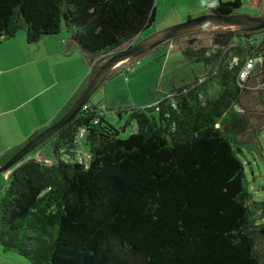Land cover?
<instances>
[{
  "label": "trees",
  "instance_id": "16d2710c",
  "mask_svg": "<svg viewBox=\"0 0 264 264\" xmlns=\"http://www.w3.org/2000/svg\"><path fill=\"white\" fill-rule=\"evenodd\" d=\"M241 6L242 0H216L208 11L230 14ZM154 16L155 0H0V41L22 30L26 43L35 44L64 30L95 60L88 82ZM180 46L203 73L127 111L121 129L134 127L126 137L88 100L46 138L54 162L28 153L8 169L0 197L3 251L30 264H264V200L248 189L238 142L240 133L256 135L258 128L237 110L247 90L238 72L247 59L263 56L261 45ZM25 142L1 154L0 164ZM82 143L88 160L79 163Z\"/></svg>",
  "mask_w": 264,
  "mask_h": 264
},
{
  "label": "rangeland",
  "instance_id": "374dc122",
  "mask_svg": "<svg viewBox=\"0 0 264 264\" xmlns=\"http://www.w3.org/2000/svg\"><path fill=\"white\" fill-rule=\"evenodd\" d=\"M216 0H155V16L151 26L140 31L131 43H136L143 37L167 26L186 21L208 12L210 4ZM259 10V0H242V6L236 13L255 15ZM19 35L25 33L22 30ZM66 35L64 30L61 32ZM212 32L198 31L194 34L170 40L169 45H160L137 57L138 63L133 62V70L117 68L103 81L101 86L89 98L90 104L102 108L105 119L120 130L119 136L126 137L133 129L134 124L128 125L125 130L121 127L127 119V111L131 108L145 107L154 104L164 94L174 88L194 80L195 75H201L204 67L201 63L187 60L181 52V43H191L193 46L212 45ZM130 41L122 44L123 49ZM261 45L263 59L255 65L246 80L247 90L241 98V111H246L253 120L252 130L242 132L238 136L240 156L243 159L244 171L248 180V189L254 199L264 200V101L260 88L264 75V36L258 42ZM124 67V66H123ZM122 69V70H121ZM91 71V67L89 68ZM121 70V71H120ZM120 110L121 114H117ZM78 139L82 142L81 137ZM82 154H88V148L82 143ZM40 158L46 163L55 161L51 149V140L44 142L29 152V156ZM7 181L6 171L0 172V197L4 195ZM258 241L263 242L258 236ZM0 264H30L23 256L3 251L0 247Z\"/></svg>",
  "mask_w": 264,
  "mask_h": 264
},
{
  "label": "crops",
  "instance_id": "0c3cea01",
  "mask_svg": "<svg viewBox=\"0 0 264 264\" xmlns=\"http://www.w3.org/2000/svg\"><path fill=\"white\" fill-rule=\"evenodd\" d=\"M94 61L63 33L35 44H27L18 33L1 40L0 155L51 124L66 101L87 82ZM5 171L8 176L9 170Z\"/></svg>",
  "mask_w": 264,
  "mask_h": 264
},
{
  "label": "water",
  "instance_id": "95a60500",
  "mask_svg": "<svg viewBox=\"0 0 264 264\" xmlns=\"http://www.w3.org/2000/svg\"><path fill=\"white\" fill-rule=\"evenodd\" d=\"M262 6L264 8V0H259V10L255 15L236 12L218 14L208 11L203 15L157 30L138 40L136 43L129 44L120 51L113 53L99 65L72 105L58 119L28 139L8 160L1 163L0 172L8 170L13 164H16L21 158L37 147L44 139L58 131L70 121L89 100L91 95L100 87L107 76L115 69L165 41L202 30H220L216 33L214 44L222 47L227 46L231 37L237 31L255 32L264 30V13L261 14ZM245 36L249 37L250 34H246ZM262 93L264 96V90Z\"/></svg>",
  "mask_w": 264,
  "mask_h": 264
},
{
  "label": "built area",
  "instance_id": "2783aa9c",
  "mask_svg": "<svg viewBox=\"0 0 264 264\" xmlns=\"http://www.w3.org/2000/svg\"><path fill=\"white\" fill-rule=\"evenodd\" d=\"M262 59H263V57L261 55V56H259L256 59H247L244 62V64L242 65V67L240 68V70L238 72V82H239L240 85H243L244 87H246L245 86L246 85L245 82H246L247 78L250 76L251 70L253 69L255 64L257 62L260 63L262 61ZM234 60L237 61V58H235ZM133 62L138 63L139 61L137 59L136 60L134 59V60H131L130 62L126 63L125 64V69L127 71H132L133 70V68H134L133 65H132ZM261 87L264 89V81H262V83L260 85V88ZM237 110H241V109L238 108ZM83 133H84V130L81 129L80 132H79V137H81L83 135ZM75 159L79 163L86 162L88 160V154H82V152H79L78 155L75 156Z\"/></svg>",
  "mask_w": 264,
  "mask_h": 264
},
{
  "label": "flooded vegetation",
  "instance_id": "af4514ba",
  "mask_svg": "<svg viewBox=\"0 0 264 264\" xmlns=\"http://www.w3.org/2000/svg\"><path fill=\"white\" fill-rule=\"evenodd\" d=\"M261 14H263V10L261 11ZM202 31L212 32V34H213L212 40H213V44H214V41L216 39L215 38L216 33L219 32L220 30L208 29V30H202ZM246 34H250V36L246 37L245 36ZM263 36H264V30H258L255 32H238L237 31L231 37L229 44L236 43V42H242L244 40H252L254 42H259L263 38ZM130 44H133V43H131V41H130Z\"/></svg>",
  "mask_w": 264,
  "mask_h": 264
},
{
  "label": "clouds",
  "instance_id": "9594fccd",
  "mask_svg": "<svg viewBox=\"0 0 264 264\" xmlns=\"http://www.w3.org/2000/svg\"><path fill=\"white\" fill-rule=\"evenodd\" d=\"M134 60V59H133Z\"/></svg>",
  "mask_w": 264,
  "mask_h": 264
}]
</instances>
